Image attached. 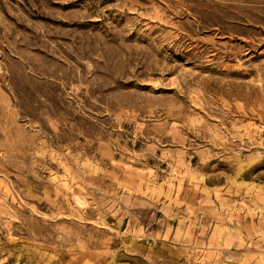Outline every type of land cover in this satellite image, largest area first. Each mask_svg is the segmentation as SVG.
Here are the masks:
<instances>
[{
	"label": "rangeland",
	"instance_id": "1",
	"mask_svg": "<svg viewBox=\"0 0 264 264\" xmlns=\"http://www.w3.org/2000/svg\"><path fill=\"white\" fill-rule=\"evenodd\" d=\"M0 264H264V0H0Z\"/></svg>",
	"mask_w": 264,
	"mask_h": 264
}]
</instances>
